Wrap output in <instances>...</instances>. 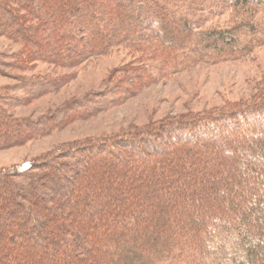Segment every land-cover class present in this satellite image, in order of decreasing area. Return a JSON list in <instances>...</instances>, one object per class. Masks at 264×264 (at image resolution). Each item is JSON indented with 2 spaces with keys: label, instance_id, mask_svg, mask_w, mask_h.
Instances as JSON below:
<instances>
[{
  "label": "trees",
  "instance_id": "16d2710c",
  "mask_svg": "<svg viewBox=\"0 0 264 264\" xmlns=\"http://www.w3.org/2000/svg\"><path fill=\"white\" fill-rule=\"evenodd\" d=\"M262 7L264 0H0V37L21 47L8 64L16 70L38 62L76 67L117 46L174 70L196 58L239 54L256 44L254 39L240 44L237 34L256 32L257 25L196 33L200 24L193 13L201 9L212 16L241 8L252 16ZM148 71L130 65L119 69L110 93L118 101L141 90L152 80ZM64 80L24 83L37 88L25 87L38 98ZM12 101L0 90V149L22 145L59 125L51 118L20 126L22 121L4 109ZM98 102L90 98L69 114L110 106ZM169 122L0 170V264H264V175L258 183L247 180L264 170V104ZM238 137L242 140L231 144ZM210 161L215 163L210 172H199ZM168 169L176 175H168ZM222 169L236 174L224 178L227 186L219 194L233 184L248 188L227 202L213 197L206 209L189 206L185 217L201 216L190 227L178 217H162L159 225L146 218L147 212L165 207L160 200L143 205L148 194L165 190L173 196L166 205L175 211L191 195L170 188L177 179L206 183ZM174 230L179 233L172 236ZM133 240L138 244L132 250H116L129 248Z\"/></svg>",
  "mask_w": 264,
  "mask_h": 264
},
{
  "label": "rangeland",
  "instance_id": "374dc122",
  "mask_svg": "<svg viewBox=\"0 0 264 264\" xmlns=\"http://www.w3.org/2000/svg\"><path fill=\"white\" fill-rule=\"evenodd\" d=\"M251 14L252 12L244 15L241 8H229L212 16L201 9L193 13L194 19L200 24L194 29L196 33L228 31L249 22L257 25L256 32L241 31L237 34L240 44H247L251 39H254L256 44L239 54L227 55L221 52L215 57L209 55L208 59L195 57L196 59L192 62L188 61L175 67L174 70L169 66L163 68L165 62H159L155 58H144L141 61L139 54L122 46L114 47L107 55L95 56L76 67H60L38 62L28 70H16L8 64L13 62V56L21 47L5 37H0V61L2 62L0 90H6L13 101L15 98L14 102L19 101V104H14L12 101L11 105H4L6 113L10 118L22 121L20 126L44 120L49 122L51 118L54 122H59L57 128H52L46 135H37L19 146L0 149V170L16 168L91 143L113 140L137 130L170 123L169 121H178L197 115L208 116L219 111H226L228 108L264 104V7L255 11L252 16ZM96 22L101 23L98 20ZM129 65L149 68L148 74L152 80L141 90L116 101L118 97H113L114 93L110 92L116 88L119 69ZM162 71H164L163 74ZM41 78L43 80L64 78L65 80L54 91H49L38 98L30 97L25 87L33 91H37V88L24 82L29 79L41 80ZM119 86H125V84ZM90 98L97 99L99 106H104L106 102L110 106L90 113L83 111L81 116L77 111L69 114L72 107L77 110L78 104ZM241 140L240 137L232 138L231 144ZM234 150L237 151L236 148ZM239 151L242 152L240 149ZM238 161L241 163L240 159ZM217 162L221 163V160ZM191 163L194 164V161L191 160ZM214 164L212 161L208 162L199 169V172L209 173L211 165ZM188 171L187 169L179 173L185 174ZM166 173L176 175L177 172L168 169ZM234 174L236 172L222 169L216 171L206 183L192 180L184 182L179 178L170 188L175 187L181 191L190 192L191 195L174 211L168 209L166 205L173 201V196L167 195L165 190L148 194L141 201L143 205L151 200H160L165 207L147 212L146 218L151 224L159 225L162 217H178L184 219L187 227H190L192 223L200 221L201 216L200 212H197L191 217H185L184 211L189 206L205 205L206 209L207 200L221 196L227 202L234 194L248 188L247 183H240L234 188V184L227 182L232 190L219 194L218 190L222 186H227L222 185L224 178ZM262 174L264 175V170L259 169L256 173L249 175L247 180L258 183ZM153 175L155 177V174ZM199 188L204 190L198 193ZM124 201H130L129 195L124 198ZM142 217L143 215L138 216V222H143ZM95 219L97 215L92 217V220ZM178 233L179 231L174 230L171 235L175 236ZM137 244L138 242L133 240L129 248L119 246L116 250L128 252Z\"/></svg>",
  "mask_w": 264,
  "mask_h": 264
}]
</instances>
